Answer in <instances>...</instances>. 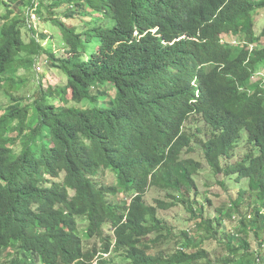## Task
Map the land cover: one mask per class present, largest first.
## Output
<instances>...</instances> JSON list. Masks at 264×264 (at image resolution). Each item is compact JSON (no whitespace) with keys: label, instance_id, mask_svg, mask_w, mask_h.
<instances>
[{"label":"trees","instance_id":"1","mask_svg":"<svg viewBox=\"0 0 264 264\" xmlns=\"http://www.w3.org/2000/svg\"><path fill=\"white\" fill-rule=\"evenodd\" d=\"M0 5L7 99L0 105V264L264 262V81L251 79L264 68V26L254 31L264 0ZM33 14H50L63 37L61 55ZM75 17L79 24H69ZM43 63L62 74L60 82L42 87L36 76L40 94L30 102L11 93L24 85L18 69L36 72ZM84 99L97 104L84 108ZM196 146L212 173L245 182L216 216L203 218L190 196L203 169L190 156ZM102 169L114 184L102 180ZM153 187L169 200L147 202ZM181 203L191 226L173 235L158 210ZM245 203L249 214L240 211ZM236 214L239 224L220 231ZM218 232L227 254L211 262L204 243ZM93 238L100 247L84 245ZM170 241L177 246L164 248Z\"/></svg>","mask_w":264,"mask_h":264},{"label":"rangeland","instance_id":"2","mask_svg":"<svg viewBox=\"0 0 264 264\" xmlns=\"http://www.w3.org/2000/svg\"><path fill=\"white\" fill-rule=\"evenodd\" d=\"M3 11V7L0 5V12ZM62 11V10H60ZM59 11V12H60ZM47 12V11H45ZM34 21V25L36 27H39L40 30L45 32L48 35V45L49 48L55 49L57 55H61L63 52V37L61 34L60 29L51 23L50 21V14H47L45 19H36V17H32ZM47 20V21H44ZM80 17L72 18L71 20H68L69 24H79ZM264 26V9L257 10V14L254 15V31L258 34L262 27ZM25 29H22V32L24 33ZM233 39V38H232ZM239 40V38L237 37ZM236 39V41H237ZM26 40H28V36L26 37ZM263 40V39H262ZM46 42V40L44 41ZM233 43H235V39L232 40ZM262 43V41H260ZM260 46H262L260 44ZM38 72V75L36 74ZM36 72L32 69L27 71L22 68L18 69L17 74L22 75L24 79V85L16 91L11 90V93L15 94L16 96H24L27 102H30L32 96H39L38 90V84L36 82V76L41 78V86H47L53 85L57 82H60L62 79V74L58 72L54 68H49V65L42 64V69L36 68ZM260 78H263L262 72L259 70L254 77L252 78L253 81L259 80ZM110 94L113 95L114 90L112 87H109ZM7 99L3 95L2 91H0V105H4L6 103ZM100 101H102L100 98L98 99V102L100 104ZM82 107L86 108L88 106H95L97 102H92L89 99H84L80 103ZM193 125H196V122L191 121ZM203 131L207 130V127L205 125L201 126ZM18 147V142L16 144V148ZM244 148L238 150V153L236 156L231 159V162H236L237 158L242 155L244 152ZM190 156L198 159L200 158L203 161V169L195 175V182H196V193L194 195V191L190 194L191 199L193 198L196 203L202 204V217L206 218L208 216H216L219 214V211L216 210L218 206L226 205L230 202V197H235L236 192L240 185H245V182H237L235 181L234 175L229 176L225 174L215 175L209 170V167L207 166L206 162L200 155V150H198V147L196 146V149L194 152L190 153ZM100 177L102 180L107 184H114L115 183V176L109 171L102 169L100 171ZM224 181V184L222 185L221 182ZM122 196V194H119L116 196V199H119ZM156 199H163V200H169V198L166 196V193L158 188H149L146 193V200L149 203H154ZM209 200V201H207ZM198 206V205H197ZM241 213L251 212V207H248L245 203L244 205H241L240 207ZM158 216L163 218L165 222L168 224V226L171 227V231L173 235L180 234L182 230H186L191 226V213L186 209L185 204H177L173 207H170L168 209H159L158 210ZM240 215H235L234 217L230 219H226L223 224L220 226V231L225 232H231V230L236 227L239 223ZM77 221L80 222V226H86V222L83 220V218L78 217ZM261 236L264 240V228L261 231ZM226 237L223 236V232H218L216 235V238H210L204 243L205 249L209 253V258L211 259V262H214V260L219 257L227 254V249L224 246V242H226ZM249 241L250 245L253 249L257 248V240L251 235V232L249 233ZM264 242V241H263ZM97 243V247H100L101 243L96 238L89 239L88 241H84V245L86 247H91ZM176 243L170 241L168 244L164 246L166 249H173V247H176ZM262 253L264 256V246L262 247ZM9 250V249H8ZM7 250V251H8ZM6 253V252H5ZM104 257L107 254H103ZM6 257V256H5ZM116 264H125V262H121L119 258L116 259ZM96 264V263H95ZM196 264H206L205 260H201ZM264 264V262H262Z\"/></svg>","mask_w":264,"mask_h":264},{"label":"clouds","instance_id":"3","mask_svg":"<svg viewBox=\"0 0 264 264\" xmlns=\"http://www.w3.org/2000/svg\"><path fill=\"white\" fill-rule=\"evenodd\" d=\"M33 15H35V14H33ZM37 70H38V69H37ZM260 71H261L262 74H263V78H260V79H262V80L264 81V68H263V69H260ZM257 72H259V70H257ZM257 72H256V73H257ZM256 73H255V74H256ZM255 74H254V75H255ZM254 75L251 77V79L254 77ZM260 79H259V80H260ZM259 80H256V81H259ZM252 81H253V80H252ZM254 82H255V81H254Z\"/></svg>","mask_w":264,"mask_h":264},{"label":"built area","instance_id":"4","mask_svg":"<svg viewBox=\"0 0 264 264\" xmlns=\"http://www.w3.org/2000/svg\"><path fill=\"white\" fill-rule=\"evenodd\" d=\"M35 15H32V17H34ZM32 20H33V18H32ZM37 69H39V67L37 68Z\"/></svg>","mask_w":264,"mask_h":264}]
</instances>
